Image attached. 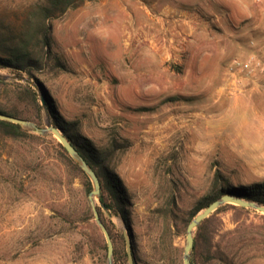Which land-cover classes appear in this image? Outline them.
Masks as SVG:
<instances>
[{
  "label": "rangeland",
  "instance_id": "1",
  "mask_svg": "<svg viewBox=\"0 0 264 264\" xmlns=\"http://www.w3.org/2000/svg\"><path fill=\"white\" fill-rule=\"evenodd\" d=\"M29 1L0 0V16ZM169 3L85 0L51 20L50 50L66 67L51 60L40 76L51 107L76 123L73 133L110 153L105 165L124 190L127 223L94 197L113 236L117 264H128L125 230L134 264H183L189 212L211 192L216 173L219 183L233 186L264 182V19L256 35L240 36L241 46L226 39L223 58L208 63L206 77L192 76L176 60L169 63L176 74L166 77L165 86L157 77L140 78L150 83L137 91L129 83L136 78L125 77L138 71L137 62L123 59L119 49L120 7L153 12ZM249 56L259 61L254 74L227 71L233 60ZM12 98L38 127L46 126L39 98L41 120L27 94L15 98L12 86H1L0 100ZM36 135L0 136V264H107L89 178L62 154L55 136ZM261 215L225 207L212 216L206 226L213 236L202 244L197 264H264Z\"/></svg>",
  "mask_w": 264,
  "mask_h": 264
},
{
  "label": "trees",
  "instance_id": "2",
  "mask_svg": "<svg viewBox=\"0 0 264 264\" xmlns=\"http://www.w3.org/2000/svg\"><path fill=\"white\" fill-rule=\"evenodd\" d=\"M83 1L85 0H31L19 9L13 10L10 14L11 16H0V69H8L11 71V75L25 76L34 80L38 84L40 91L50 108L53 125L62 129L64 135L96 172L101 184L100 200L108 210L119 215L124 222L127 223L124 190L118 180L107 170L105 165L110 153L98 150L87 137L73 133L72 130L76 128V123L66 122L55 114L49 102L43 81L40 79V76L44 74L45 67L51 60L55 67L64 70L66 69L65 65L53 55L50 50L52 29L51 20L59 18L69 8L77 7ZM7 85L14 88L15 98H19L21 94L25 93L32 99L36 107V118L41 120L37 91L31 85L24 82H18L16 80H0V87ZM0 113L30 119L35 122V118L25 111H22L18 107L17 101L13 98L11 102L8 103H3L0 100ZM30 130L31 129L20 124L0 119V136L19 138L28 136ZM43 135L44 134H40L36 136L41 137ZM57 145L73 167L87 178L81 168L67 154L62 145L59 142H57ZM220 179L221 175L216 173L215 183L211 192L207 196L202 197L189 212V221L200 210L208 206L214 200L219 199L223 194H231L264 205V182L233 186L227 181L219 183ZM91 188V184L87 181V191L90 192ZM105 192L109 195V201H107L104 196ZM225 207H231L239 213L255 212L254 209L232 204H224L218 207V209L209 217L205 218L196 229L194 246L191 252V264H197L195 258H197L196 256L199 253L198 251L202 244L211 242L213 235L209 227L206 226L207 223L212 216ZM261 216L264 217V215ZM104 225L106 226L105 223ZM109 233L114 244L113 264H117L118 259L115 243L110 231ZM125 257L127 259L126 253Z\"/></svg>",
  "mask_w": 264,
  "mask_h": 264
},
{
  "label": "crops",
  "instance_id": "3",
  "mask_svg": "<svg viewBox=\"0 0 264 264\" xmlns=\"http://www.w3.org/2000/svg\"><path fill=\"white\" fill-rule=\"evenodd\" d=\"M216 4L222 6L217 11ZM120 8L119 49L123 59L137 62L138 71L125 76L136 78L129 83L137 91L150 83L140 78L157 77L165 86L166 77L176 74L169 64L176 60L185 62L192 76L206 77L208 63L223 58L225 40L241 46L240 36L260 30L264 19V0H170L153 12L142 6ZM230 24L239 31L237 37L229 35Z\"/></svg>",
  "mask_w": 264,
  "mask_h": 264
},
{
  "label": "water",
  "instance_id": "4",
  "mask_svg": "<svg viewBox=\"0 0 264 264\" xmlns=\"http://www.w3.org/2000/svg\"><path fill=\"white\" fill-rule=\"evenodd\" d=\"M0 80H16L18 82H24V83L31 85L37 91L38 98L40 100L41 107L45 115V124H46L45 127H38L34 122L28 119L15 117V116L3 114V113H0V119L10 121L12 123L20 124L28 129H31L32 131L38 134H47V133L52 134L53 136L57 138L59 143L62 145V147L67 152V154L73 159V161L81 168V170L89 178L92 188L88 194V198L91 203L94 220L99 226V228L101 229L104 235V238H105L107 264H113L114 244H113V241H112V238L110 236L108 229L106 228V226L103 224V222L100 219L98 209L94 201V197L99 199L100 194H101V184H100V180L96 172L89 165V163L84 159V157L79 153L76 147L72 145L69 139L64 135V132L62 131V129L53 125L49 106L47 105L44 96L41 94L38 84L34 80L27 78L25 76L1 75V74H0ZM224 204H232V205H236V206H240L244 208H251V209L257 210L261 212L262 214H264L263 204H260V203H257L251 200H246L244 198L237 197L231 194H223L219 199L214 200L208 206H206L201 211H199L187 224L186 230H185V245L183 247V255H182L183 264H191V252L194 246L195 229L205 218L209 217L214 211L218 209V207ZM100 206L105 210L107 209L105 205L103 204V202L101 201H100ZM123 237L125 240L127 262L128 264H134L132 241H131L130 235L127 230L124 231Z\"/></svg>",
  "mask_w": 264,
  "mask_h": 264
},
{
  "label": "built area",
  "instance_id": "5",
  "mask_svg": "<svg viewBox=\"0 0 264 264\" xmlns=\"http://www.w3.org/2000/svg\"><path fill=\"white\" fill-rule=\"evenodd\" d=\"M259 61L255 59V57L253 56H249L246 59H235L232 61V63L230 64L229 68L227 69V71L231 74V75H235V74H254L253 73V68L254 65H258Z\"/></svg>",
  "mask_w": 264,
  "mask_h": 264
},
{
  "label": "bare ground",
  "instance_id": "6",
  "mask_svg": "<svg viewBox=\"0 0 264 264\" xmlns=\"http://www.w3.org/2000/svg\"><path fill=\"white\" fill-rule=\"evenodd\" d=\"M95 201V200H94Z\"/></svg>",
  "mask_w": 264,
  "mask_h": 264
}]
</instances>
